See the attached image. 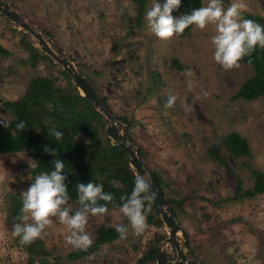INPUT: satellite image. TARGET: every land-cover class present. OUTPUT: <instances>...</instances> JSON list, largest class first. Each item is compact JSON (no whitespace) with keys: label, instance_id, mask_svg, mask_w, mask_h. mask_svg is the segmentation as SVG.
<instances>
[{"label":"rangeland","instance_id":"obj_1","mask_svg":"<svg viewBox=\"0 0 264 264\" xmlns=\"http://www.w3.org/2000/svg\"><path fill=\"white\" fill-rule=\"evenodd\" d=\"M2 1L43 33L50 32L52 35L44 34L79 70L78 65H83L92 76L93 86L108 98L113 113L136 122L129 133L143 150L146 167L171 185L167 191L173 198L186 199L177 219L184 238L185 233L189 236L188 256L202 264H264V195L242 202L225 201L236 194L235 177L243 181L245 190L254 185V177L243 167L249 159L228 157L230 170L208 156V149L219 146L224 135L238 132L249 141L253 166L264 171V97L256 101L233 99L255 75L254 68L241 64L239 69L225 71L218 65L211 42L215 34L212 26L203 31L193 26L191 36L168 41L156 37L147 21L140 29L134 24L133 0ZM156 2L162 5L161 0ZM206 2L203 0V6ZM232 2L223 4L226 8ZM243 2L248 5L245 13L264 16V0ZM17 29L0 14V45L10 53L0 57V117L8 121L12 117L2 103L20 99L33 75L53 78L57 86L68 84L61 66L40 60L32 67L26 62L30 54L22 41L29 42L30 36ZM173 57L184 70L168 69ZM188 69L194 73L192 77L184 75ZM153 70L159 72L163 87L144 100ZM189 79L193 81L191 90ZM170 94L177 97L172 108L166 106ZM218 150L224 152L220 146ZM29 160L25 153H0V264H27L28 256L17 244L6 219L8 195L21 196L34 182ZM53 219L54 224L41 240L51 264H139L150 247L158 248L162 241L157 244L158 237H167L164 226L158 228L148 221L149 227L137 236L129 221L127 239L98 247L72 261L69 254L81 249L66 243L68 230ZM124 222L120 210L102 217L89 215L86 231L94 241L100 227Z\"/></svg>","mask_w":264,"mask_h":264},{"label":"trees","instance_id":"obj_2","mask_svg":"<svg viewBox=\"0 0 264 264\" xmlns=\"http://www.w3.org/2000/svg\"><path fill=\"white\" fill-rule=\"evenodd\" d=\"M161 2L163 5L166 0H161ZM133 3L136 10L134 24L142 29L146 21V12L151 8L152 0H133ZM202 6L203 0H181L180 8L174 10L172 15L174 18H178L181 15L190 14L192 10ZM243 17L264 26V16L244 12ZM193 26L186 29L180 38L191 36ZM44 33L52 35L45 30ZM22 44L30 54V58L26 62L32 67H36L40 60L49 61L52 66H56L44 53L33 47L27 40L24 39ZM8 56H10V53L0 45V57ZM240 63L252 66L255 75L242 85L233 99L256 101L263 98L264 49L257 47L250 56L245 57ZM78 66L91 81L92 76L83 70V65ZM168 69L184 70L179 60L174 57L171 59ZM61 72L68 82L65 87L57 86L56 80L53 78L33 75L24 95L20 99L2 103V107L9 111L12 118L8 127L0 124V153L5 155L25 153L31 160L38 162V167L32 170L33 181L35 176L41 172L50 173L53 171L54 160H62L65 165L63 174L67 177L69 204L73 208V214L75 209L80 207L76 185L88 182L103 185L104 191L114 196V202L107 204L108 213L117 211L125 202L122 197H130L135 185L136 175L130 167L128 154L120 147L112 144L111 139L106 134L108 121L95 110L90 100L84 99L80 95L68 74L63 70ZM99 74L97 73V75ZM150 79L152 80L151 85L146 88L147 93L144 95V100L148 99L149 94L154 95L161 92L163 87V81L157 70L150 72ZM102 99L104 103L109 105L107 97L102 96ZM120 119L125 124L128 132L135 126L136 122L128 116L120 117ZM21 121L24 122L25 127L18 129L16 126ZM52 128L63 132V138L60 141H57L51 135L50 129ZM128 137L132 142H135L130 133ZM219 146L224 149L223 153L218 150ZM219 146H212L208 149V156L213 162L230 169L227 167L228 157H233L236 160L249 159V161L243 163V167L254 177V185L246 190L243 181L239 177H235L236 194L225 201L231 203L242 202L244 199L264 195V171L253 166L254 155L249 141L238 132H231L221 138ZM50 151H57L59 155H51ZM140 153L143 161L144 153L142 149H140ZM153 173L158 177L160 186L168 198L174 214L179 217L183 213V205L186 203V199L173 198L170 191H167L171 185L168 186V183L163 180L160 174L154 171ZM114 179L119 182L118 187L111 184ZM99 203L104 204L105 202L100 201ZM21 208L22 197L17 193L9 194L7 197L6 222L11 233L13 225L21 222L16 219V217L22 215ZM147 221L152 226L163 227V223L153 205L147 215ZM128 222L129 220L125 217V222L122 225L128 227ZM115 228V226L110 225L100 227L91 247L87 250L72 252L68 258L74 261L86 257L88 254L95 252L98 247L119 240V234ZM185 237L189 247L190 240L187 233H185ZM15 240L28 256L27 264H51L46 258V255L49 254L41 240H36L31 245H22L19 237H16ZM161 240L163 238L158 237L156 243L158 244ZM157 251V246L150 247L145 256L139 260V264L155 263ZM55 264H59V262Z\"/></svg>","mask_w":264,"mask_h":264},{"label":"clouds","instance_id":"obj_3","mask_svg":"<svg viewBox=\"0 0 264 264\" xmlns=\"http://www.w3.org/2000/svg\"><path fill=\"white\" fill-rule=\"evenodd\" d=\"M180 6L181 0H166L163 5L155 0L146 12L148 27L160 40L179 38L193 25L201 31L212 26L215 30L211 41L214 46V61L225 71L239 69L240 62L250 56L257 47L264 49V26L243 17V13L248 10V5L243 0H233L226 8L223 0H207L205 6L192 10L190 14L174 18L172 13ZM184 75L192 77L194 73L188 69ZM187 86L189 90L192 89L191 79L187 81ZM176 99L175 95L170 94L166 106L172 108ZM0 124L8 127L10 122L0 117ZM16 127L23 129L24 122L21 121ZM50 133L57 141L63 138V132L55 128L50 129ZM50 154L59 155L57 151H50ZM53 164V171L36 175L30 187L21 193L22 215L16 217L21 222L13 225L12 235L19 237L22 245H31L47 235L46 230L54 224L53 218H56L68 230L66 243L73 248L87 250L94 242L86 231L89 215L102 217L107 214L109 211L107 204L114 202V196L106 193L101 184L78 183L76 188L80 207L73 214V208L68 206L70 196L66 184L67 177L63 174L64 162L56 159ZM38 165L35 160H29V167L32 170ZM111 184L119 186L115 179ZM122 200L125 202L120 207V212L130 221L134 234L142 235L149 227L147 215L155 200V194L151 192L150 178L137 175L130 197H122ZM100 201L105 203L100 204ZM29 220L31 222H28ZM115 230L121 240L127 239L128 227L117 225Z\"/></svg>","mask_w":264,"mask_h":264},{"label":"water","instance_id":"obj_4","mask_svg":"<svg viewBox=\"0 0 264 264\" xmlns=\"http://www.w3.org/2000/svg\"><path fill=\"white\" fill-rule=\"evenodd\" d=\"M0 14L16 25L17 30L28 34L31 38L28 39L29 43L33 47L44 53L53 63L62 67L80 95L84 99L90 100L95 110L108 121L106 134L113 145L120 147L128 154L129 164L134 174L150 178L151 192L155 194L152 205L167 232V237L159 243L157 248L156 264H202L197 263L186 253L188 244L184 238L183 226L174 214L169 200L160 186L158 177L143 163L140 148L128 137L129 133L125 124L104 103L102 96L86 75L78 69L76 64L54 43L50 36H46L37 29L9 3L0 0Z\"/></svg>","mask_w":264,"mask_h":264}]
</instances>
